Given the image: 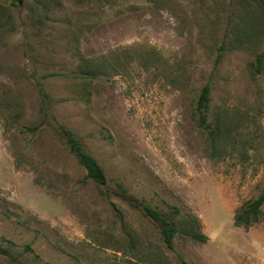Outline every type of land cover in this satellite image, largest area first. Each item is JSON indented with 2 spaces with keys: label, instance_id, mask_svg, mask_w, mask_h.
Listing matches in <instances>:
<instances>
[{
  "label": "rangeland",
  "instance_id": "374dc122",
  "mask_svg": "<svg viewBox=\"0 0 264 264\" xmlns=\"http://www.w3.org/2000/svg\"><path fill=\"white\" fill-rule=\"evenodd\" d=\"M260 53L264 0H0V264H264V205L234 224L264 190ZM119 186L179 210L173 250Z\"/></svg>",
  "mask_w": 264,
  "mask_h": 264
},
{
  "label": "trees",
  "instance_id": "16d2710c",
  "mask_svg": "<svg viewBox=\"0 0 264 264\" xmlns=\"http://www.w3.org/2000/svg\"><path fill=\"white\" fill-rule=\"evenodd\" d=\"M264 53H260L257 56V72L262 71ZM90 73H86L84 70L80 69V72L75 73L74 78H87ZM211 91L212 87L210 83L205 84L198 96L196 101V106L194 109V115L197 118V125L200 128H209L208 117L211 104ZM47 97V95H46ZM48 98V97H47ZM43 123H39L34 127L27 128L29 132L35 134L41 127ZM58 133L65 140L68 145L70 152L76 157L79 164L85 169L87 179L94 181L100 187H106L107 178L104 170L98 164V162L84 150L83 145L74 136V134L62 125H58ZM115 196L126 201L128 204L134 208L142 210L144 215L149 218L154 224H156L161 232L162 240L168 249H174V237L178 233V228L174 223V220L179 215V210L173 207L169 210L163 211L152 204L146 202L145 200L138 198L126 191L122 186L110 191ZM264 205V190L254 200L246 203L242 206L234 216V224L237 227L248 228L253 224L258 222L259 216L261 214V207ZM192 239L204 243L206 241V236L196 230L188 231L187 233ZM0 252L8 254L7 250H1Z\"/></svg>",
  "mask_w": 264,
  "mask_h": 264
}]
</instances>
